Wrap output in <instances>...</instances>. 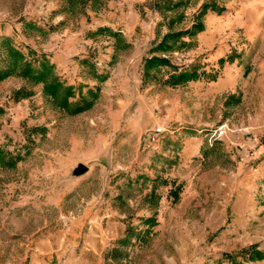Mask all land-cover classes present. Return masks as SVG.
Listing matches in <instances>:
<instances>
[{
    "label": "rangeland",
    "instance_id": "rangeland-1",
    "mask_svg": "<svg viewBox=\"0 0 264 264\" xmlns=\"http://www.w3.org/2000/svg\"><path fill=\"white\" fill-rule=\"evenodd\" d=\"M164 1L81 10L67 0H0V66L8 39L28 61L45 56L76 94L99 86L92 108L73 116L41 84L0 83V150L21 157L0 166V264H30L57 239L66 253L95 246L110 259L113 244L127 255L119 264H264L249 260L252 247L264 253V0H183L170 13L158 9ZM205 3L216 12L199 18ZM169 19L175 32L204 26L164 54L173 65L189 53L177 70L200 75L175 87L164 84L172 68L144 67ZM19 90L32 95L16 101ZM157 127L165 131L153 141ZM78 165L87 171L75 176ZM107 208L119 214L109 244L98 237ZM151 216L156 226L139 242Z\"/></svg>",
    "mask_w": 264,
    "mask_h": 264
},
{
    "label": "trees",
    "instance_id": "trees-1",
    "mask_svg": "<svg viewBox=\"0 0 264 264\" xmlns=\"http://www.w3.org/2000/svg\"><path fill=\"white\" fill-rule=\"evenodd\" d=\"M69 7H76L84 10L87 4H90L92 9L95 8V5L100 2V0H67ZM183 5V0L177 2L173 1H164L162 6H159V10H164L167 13L173 12L179 9ZM155 9V7H154ZM207 11L216 12L212 4L205 3L201 6V10L198 13V17H203ZM174 20L169 19L168 31L163 35L161 40L156 43L155 47L152 49L150 58L144 62V67L148 70L153 69L154 67H170L172 68L173 74H170L168 78L164 81V84L169 87H175L182 84H185L189 81H196L200 78V75L196 70L189 71H180L178 72L177 67L172 65L167 58L162 57L166 53L172 51L176 42L182 37H194L200 32L203 31V23L198 21L194 22L189 29L184 31H172ZM97 34L110 33L115 39L120 40V35L113 33L108 29L99 28L97 29ZM5 41V50L8 54V59L4 60L0 66V83L11 77L22 78L27 80L32 85L43 86V94L46 99H48L55 107L66 112L69 115H79L83 112L90 110L94 102L98 98L99 86L95 88H88L85 93L82 92L79 88L78 93L76 94L75 88L72 86L65 85L60 78L54 72V66L45 58L41 56L33 62L28 61L25 56L18 50L12 47L8 39ZM158 54V55H155ZM96 79L98 83H103L106 79V75H97ZM32 95L31 91L19 90L15 93V100L26 99ZM78 96V99L72 102L71 100ZM231 98V97H229ZM21 160L19 155L11 156L8 153L0 150V166H7L9 168L16 167V164ZM154 190L150 191L149 195H146L145 198H154ZM169 196H173V201L177 199V189L170 191ZM146 225L145 231L142 233H137V240L142 241L144 235L151 233V230L156 226L155 216H151L142 220ZM133 231L131 229L127 230V235L121 241V245L124 246L129 242ZM251 254L249 256L250 261H257L264 259V253H260L256 250L255 247H252ZM111 259L113 261H120L127 257L126 253L123 250L112 249L111 250Z\"/></svg>",
    "mask_w": 264,
    "mask_h": 264
},
{
    "label": "crops",
    "instance_id": "crops-1",
    "mask_svg": "<svg viewBox=\"0 0 264 264\" xmlns=\"http://www.w3.org/2000/svg\"><path fill=\"white\" fill-rule=\"evenodd\" d=\"M129 30L127 26L120 28L118 32L125 34V31ZM102 221H104L105 230H100V242H105L109 244L110 241H113L119 237V214L116 211H109L107 208L105 214H103ZM91 229V226H90ZM92 232H88V240H91ZM50 243V242H49ZM55 243L57 245H55ZM59 239L53 241L51 245L52 252L49 253L48 250L44 248L38 251L31 259L30 264H119V261H113L107 257V253L103 254V250L98 253L97 247L95 246H86L83 249L79 250L78 253L76 248L73 251L66 253L64 250H61ZM54 247V249H53ZM115 245H111L110 250L114 248ZM24 259V258H23ZM22 258L18 264H22ZM26 259V257H25ZM110 262V263H109Z\"/></svg>",
    "mask_w": 264,
    "mask_h": 264
},
{
    "label": "built area",
    "instance_id": "built-area-1",
    "mask_svg": "<svg viewBox=\"0 0 264 264\" xmlns=\"http://www.w3.org/2000/svg\"><path fill=\"white\" fill-rule=\"evenodd\" d=\"M164 58H168L167 56L163 55ZM174 66L176 67H188L191 64V56L189 53H181L180 55H175L174 56V62H172ZM223 128V127H222ZM219 128L216 129V131L214 132V134L216 132H218V134H222L223 133V129ZM220 130V132H219ZM165 129L161 128V127H157L154 129V138L152 139L153 141H155L156 137L162 135L164 133Z\"/></svg>",
    "mask_w": 264,
    "mask_h": 264
},
{
    "label": "water",
    "instance_id": "water-1",
    "mask_svg": "<svg viewBox=\"0 0 264 264\" xmlns=\"http://www.w3.org/2000/svg\"><path fill=\"white\" fill-rule=\"evenodd\" d=\"M87 171V167L83 166V165H78L74 170H73V174L75 176H80L82 174H84Z\"/></svg>",
    "mask_w": 264,
    "mask_h": 264
}]
</instances>
